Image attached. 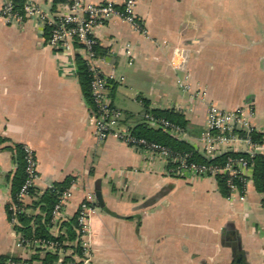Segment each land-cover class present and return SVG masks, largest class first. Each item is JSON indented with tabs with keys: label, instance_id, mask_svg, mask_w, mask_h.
<instances>
[{
	"label": "crops",
	"instance_id": "0c3cea01",
	"mask_svg": "<svg viewBox=\"0 0 264 264\" xmlns=\"http://www.w3.org/2000/svg\"><path fill=\"white\" fill-rule=\"evenodd\" d=\"M3 1L0 259L45 260L47 255L23 241L8 214L16 146L21 145L36 157L32 193L38 198H28V204L70 179L62 219L50 226L54 235L63 234L65 248L75 250L77 238L68 237L60 223L76 216L81 202L93 196L90 264H264V194L255 181L256 165L251 180L238 182L230 193L221 186V174H177L148 151L113 136L101 140L79 82L81 47L56 51L47 42L45 20L9 22L1 13ZM31 1L49 18L66 0ZM84 1L112 2L120 10L126 2ZM255 3L264 0H138V26L121 15L96 24L101 50L96 64L108 77V94L123 126H136L137 119H126V113L141 117L147 98L150 108L183 113L182 138L202 151L199 142L211 103L224 109L248 106L252 132L264 140V15L250 14ZM26 210L42 213L39 206Z\"/></svg>",
	"mask_w": 264,
	"mask_h": 264
},
{
	"label": "built area",
	"instance_id": "2783aa9c",
	"mask_svg": "<svg viewBox=\"0 0 264 264\" xmlns=\"http://www.w3.org/2000/svg\"><path fill=\"white\" fill-rule=\"evenodd\" d=\"M138 0H126L124 10L118 9L112 2L88 3L84 0H66L57 13L46 18V10L33 4L31 0H25L23 9L20 11L15 4V0H4L1 13L9 22H21L25 18H37L45 20L49 26L50 33L48 44L56 51L73 50L74 46H80L84 58L88 61L92 70V94L95 103L93 112V128L96 136L101 140L113 136L128 143L138 150L148 151L156 157L165 159L172 165L175 173L181 175H219L226 177V185L230 193L238 189V182L246 185L250 180V172L254 168V157L258 154L264 155V140L252 138V127L250 126V108L240 106L235 109H224L215 103H211L208 108L207 123L202 131L199 145L207 159H212L228 149L240 151L245 149L248 154L245 156H227L223 164L211 162H197L190 159L187 152L174 151L171 148L144 137L133 134L131 128H126L122 124L121 111L116 108L109 97V80L98 68V54L94 47L98 44L93 28L96 24L115 16L121 15L132 22L135 21V6ZM187 88L188 86H184ZM198 95H204L196 93ZM147 121L154 127H161L168 130L174 136L182 137L184 129L175 125L166 118H158L153 114H146ZM26 152V173L27 177L19 192V200L25 201L28 198H38L36 194L30 192L34 188L37 166L34 152L24 146ZM264 187V186H263ZM264 194V188H263ZM69 190H64L56 202L52 221L58 223L62 219V212L69 197ZM10 208L13 212L24 210L12 203ZM94 208L93 196L88 195L84 199L78 210V238L77 245L80 252L72 248H65L63 244L55 240L36 238L28 240V246L33 250H41L43 257L46 253L56 254L53 261L36 260L31 257L0 259V264H90L91 241H90V213ZM16 221L15 216L12 217Z\"/></svg>",
	"mask_w": 264,
	"mask_h": 264
},
{
	"label": "trees",
	"instance_id": "16d2710c",
	"mask_svg": "<svg viewBox=\"0 0 264 264\" xmlns=\"http://www.w3.org/2000/svg\"><path fill=\"white\" fill-rule=\"evenodd\" d=\"M25 0H15L16 7L21 11L23 9V4ZM50 33V32H49ZM49 36V35H48ZM96 53H100L101 50L98 44L94 47ZM76 62L78 66V76L79 82L81 86L82 93L86 98L87 102L95 109V103L92 94V70L88 61L82 57L81 55L76 56ZM144 103V113L140 117H135V114L127 112L126 119L134 117L137 119L138 123L135 127H132V132L138 137H144L147 140L157 142L159 144L165 145L171 148L174 151L187 152L190 154V159L197 162H211V163H219L223 164L226 161L227 156H245L248 154L245 152H226L223 155H218L212 159H207L205 155L196 148L191 142L188 140L174 136L168 130H164L161 127H154L150 125L147 121L146 114H153L158 118H166L171 121L175 125H178L186 131L187 127V119L183 113L176 109H161V108H150V101L147 98H143ZM252 138L259 140L260 134L253 132ZM16 162H17V170L11 179L12 184V200L13 203L18 207H23L24 210L13 212V210L8 206V214L12 218L15 216L17 223L15 224L16 230L22 234L23 241L26 242L28 240H34L36 238H44L47 240H55L60 243L63 242V234L62 235H54L50 231V226L52 225V212L56 202L59 200L60 194L66 190L70 186V179H66L61 183H56L49 190H47L39 200L28 204L27 200L21 201L19 200V192L22 184L25 182L27 173L25 170L26 167V152L25 148L21 145L16 146ZM255 167V181L259 187L264 186V155L258 154L254 157V166ZM219 181L223 189H227L226 185V177L224 175H219ZM263 183V184H262ZM264 188V187H263ZM262 188V190H263ZM30 192H33V188H30ZM39 206L41 208L42 213L37 215H31L27 213V208ZM60 227L66 228L68 233V237L74 239L78 238V219L77 215L68 221H64L60 223ZM76 252H80L79 246L75 247ZM56 254L48 252L45 258L46 262L52 261ZM2 260L6 259V257H2Z\"/></svg>",
	"mask_w": 264,
	"mask_h": 264
},
{
	"label": "rangeland",
	"instance_id": "374dc122",
	"mask_svg": "<svg viewBox=\"0 0 264 264\" xmlns=\"http://www.w3.org/2000/svg\"><path fill=\"white\" fill-rule=\"evenodd\" d=\"M250 14L256 16L264 15V4L255 3L253 5L250 4Z\"/></svg>",
	"mask_w": 264,
	"mask_h": 264
},
{
	"label": "water",
	"instance_id": "95a60500",
	"mask_svg": "<svg viewBox=\"0 0 264 264\" xmlns=\"http://www.w3.org/2000/svg\"><path fill=\"white\" fill-rule=\"evenodd\" d=\"M228 151H231V149H229ZM96 194H97V197H98L99 201L102 203L103 202V198H102L101 191L98 190Z\"/></svg>",
	"mask_w": 264,
	"mask_h": 264
}]
</instances>
